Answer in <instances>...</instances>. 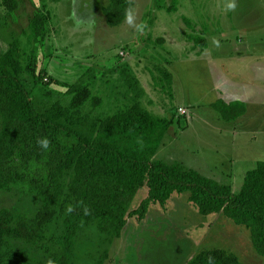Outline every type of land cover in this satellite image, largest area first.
Here are the masks:
<instances>
[{
	"label": "rangeland",
	"instance_id": "rangeland-1",
	"mask_svg": "<svg viewBox=\"0 0 264 264\" xmlns=\"http://www.w3.org/2000/svg\"><path fill=\"white\" fill-rule=\"evenodd\" d=\"M17 1L19 8L11 11L0 0V55L17 37L25 41L36 14L47 16L38 57L41 79L26 76L42 110L68 105V86L82 81L103 99L98 111L86 109L92 117L103 119L140 100L172 120L156 160L179 162L234 192L264 161V0H130L132 23L127 19L116 27L104 12L112 0ZM173 4L177 10H168ZM191 36L206 37L208 47L197 46ZM220 99L244 101L247 113L226 121L213 105ZM147 195L141 187L130 212ZM69 207L64 196L51 233L60 232ZM0 208L34 214L38 207L15 190L0 189ZM13 248L19 254L6 264H48L31 245L15 241ZM210 248L233 252L245 264H264L246 227L222 212L201 214L184 193L167 206L152 205L142 222L130 217L119 238L104 233L98 222L84 225L75 264H187Z\"/></svg>",
	"mask_w": 264,
	"mask_h": 264
},
{
	"label": "trees",
	"instance_id": "trees-1",
	"mask_svg": "<svg viewBox=\"0 0 264 264\" xmlns=\"http://www.w3.org/2000/svg\"><path fill=\"white\" fill-rule=\"evenodd\" d=\"M4 2L11 11L19 8L17 0ZM132 8L130 0H112L104 8L109 25L124 23ZM167 9L176 11L177 6ZM47 24V16L36 14L23 33L25 41L17 37L0 55V189L15 190L38 207L34 214L0 208V264L19 254L13 251L15 241L39 250L48 264H75L84 225L98 222L104 233L119 238L130 217L142 222L152 205L167 206L184 193L201 214L222 212L246 227L253 247L264 257V161L248 172L240 191L234 192L230 185L179 162L156 160L172 120L150 112L140 100L103 119L92 117L103 99L93 93L92 84L82 81L68 86V105L55 103L42 110L26 76L36 82L41 79L38 57ZM191 39L202 49L208 47L204 36ZM140 92L147 93L143 86ZM213 105L229 122L247 113L241 100L220 99ZM44 138L49 140L47 149L37 143ZM143 186L148 195L130 212ZM64 196L71 200L72 211L63 214L60 232L51 233L49 225L58 214L56 205ZM65 211L62 207L61 212ZM187 264L245 263L233 252L210 248Z\"/></svg>",
	"mask_w": 264,
	"mask_h": 264
},
{
	"label": "clouds",
	"instance_id": "clouds-1",
	"mask_svg": "<svg viewBox=\"0 0 264 264\" xmlns=\"http://www.w3.org/2000/svg\"><path fill=\"white\" fill-rule=\"evenodd\" d=\"M230 7H234V5H230ZM127 19L129 23H132L133 16L131 12H129ZM37 143L44 149H47L49 147V140L47 138H44L43 140H38ZM68 211L71 212L72 208L69 207Z\"/></svg>",
	"mask_w": 264,
	"mask_h": 264
},
{
	"label": "built area",
	"instance_id": "built-area-1",
	"mask_svg": "<svg viewBox=\"0 0 264 264\" xmlns=\"http://www.w3.org/2000/svg\"><path fill=\"white\" fill-rule=\"evenodd\" d=\"M180 111H181L183 114H186V113H187L186 109H184V108H180Z\"/></svg>",
	"mask_w": 264,
	"mask_h": 264
},
{
	"label": "crops",
	"instance_id": "crops-1",
	"mask_svg": "<svg viewBox=\"0 0 264 264\" xmlns=\"http://www.w3.org/2000/svg\"><path fill=\"white\" fill-rule=\"evenodd\" d=\"M148 109V108H147ZM150 111V109H148ZM151 112V111H150Z\"/></svg>",
	"mask_w": 264,
	"mask_h": 264
}]
</instances>
